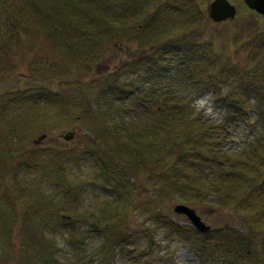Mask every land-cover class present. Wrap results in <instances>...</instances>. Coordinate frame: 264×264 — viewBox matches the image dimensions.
Segmentation results:
<instances>
[{"label": "trees", "instance_id": "obj_1", "mask_svg": "<svg viewBox=\"0 0 264 264\" xmlns=\"http://www.w3.org/2000/svg\"><path fill=\"white\" fill-rule=\"evenodd\" d=\"M204 22L197 0H0V80L14 73L17 58L28 68L21 87L0 91V236L7 245L13 234L21 241L9 261L54 264V245L34 223L44 222L42 210L58 218L77 250L75 264H111L116 256L147 264L152 247L138 250L133 224L140 217L198 258L264 264V34L242 41L245 57L234 59L203 40ZM124 45L145 52L121 67L147 87L117 69L91 76L92 66ZM200 91L217 96L223 123H208L193 106ZM247 114L254 136L229 153L228 125ZM80 126L99 144L100 174L114 198L97 217L71 212L66 150H52L37 164L42 173L55 168L63 185L59 208L33 199L21 176L24 163L36 160L29 145L35 135ZM174 202L230 211L245 237L227 227L202 234L181 226L163 211ZM83 219H90L86 235L77 225ZM92 232L102 240L88 258L82 246Z\"/></svg>", "mask_w": 264, "mask_h": 264}, {"label": "rangeland", "instance_id": "obj_2", "mask_svg": "<svg viewBox=\"0 0 264 264\" xmlns=\"http://www.w3.org/2000/svg\"><path fill=\"white\" fill-rule=\"evenodd\" d=\"M213 0H197L198 4L204 10L206 15V22H204L202 35L203 40L211 41L227 55L235 58L243 59L245 52L238 47L242 41L249 39L257 34H264V18L255 12L249 10L243 3V0H228L236 8V16L234 19L214 23L207 16V8ZM142 50H138L133 46H121L117 48V53L111 54L106 59L100 61L91 68V76L98 77L101 74L108 73L114 70H121L123 79H130L142 82L144 87L149 84L144 79H140L136 74L128 72L129 69L122 68L124 62L130 61L139 56ZM143 53V52H142ZM145 53V52H144ZM143 53V54H144ZM15 71L6 79L0 80V91L3 88L21 87L23 84L22 78L28 76L27 63L17 58L14 62ZM138 78V80H137ZM225 92V91H223ZM1 95V94H0ZM249 108L255 104V96L249 95V100L246 102ZM192 104L197 110H201L208 123L212 125L221 124L224 122L226 112L221 108L217 96L209 91H200L192 99ZM51 111V110H49ZM44 117L49 121H54L51 118V113L44 112ZM252 114H247L243 117L237 118L228 125L227 143L224 149L229 152H238L251 142L254 132L251 127ZM58 129V128H57ZM56 129V130H57ZM43 131L35 135L29 141L30 148H33V162L22 171V178H24L27 186H29L30 195L33 199L38 198L37 201L42 200L43 197L49 199L53 206L60 207L63 197L61 195L60 187L56 183V170L48 166L45 168L46 172H39L37 164L39 161L45 159L44 154L52 150L61 149L67 151V162L63 171V177L73 186V193L75 199V208L71 211L77 214H86L88 218L94 215L98 216L99 210L106 204L109 208H113V193L108 189L104 177L100 174L102 165L99 162L96 150L99 144H96L90 139V133L83 128V126L75 127L60 132ZM68 131L75 132V136L71 141H64L59 136ZM44 135L45 138L38 144L35 140ZM100 163V164H99ZM58 171V170H57ZM58 184V185H57ZM181 203H165L164 214L169 215L172 220L181 226H191L190 221L184 215L175 214L173 208ZM190 207V206H188ZM194 209L201 221L208 225L211 229H221L223 227L231 228L242 234L245 237L243 224L230 211L215 210L207 206L190 207ZM58 210V209H57ZM65 211V210H63ZM45 220L34 219V223L39 225V237L54 245V252L52 262L54 264H75L77 250H74L68 243L69 237L65 230L59 228L58 218L47 211H40ZM90 221V219H88ZM88 220H79L77 225L79 230L86 235L90 231V222ZM134 229L137 231L136 240L138 242L139 251L142 248L150 245L152 253L147 256L148 260H143L147 264H222L220 261L210 260L208 258H198L192 249L186 243H182L174 238H170L163 228H157L152 221L145 217L136 218L133 220ZM101 237L95 233H90L83 244V255L88 258L94 253V248L101 242ZM17 235H12L7 241L0 236V264H14L15 257L9 261V251L14 252L18 256L20 250V242ZM7 247L5 248V243ZM88 252V255H86ZM78 256V255H77ZM154 258V260H153ZM139 262L138 264H140ZM52 264V263H51ZM111 264H133L132 260H127L124 256H116Z\"/></svg>", "mask_w": 264, "mask_h": 264}, {"label": "water", "instance_id": "obj_3", "mask_svg": "<svg viewBox=\"0 0 264 264\" xmlns=\"http://www.w3.org/2000/svg\"><path fill=\"white\" fill-rule=\"evenodd\" d=\"M243 3L249 10L264 18V0H243ZM207 16L214 23L229 21L236 16V8L228 0H213L207 8ZM74 136L75 132L69 131L60 135V138L64 141H71ZM44 138V135L39 136L35 140V144ZM173 211L175 214L186 216L196 232L207 234L210 231V227L201 221L194 209L184 204H178L173 208Z\"/></svg>", "mask_w": 264, "mask_h": 264}]
</instances>
